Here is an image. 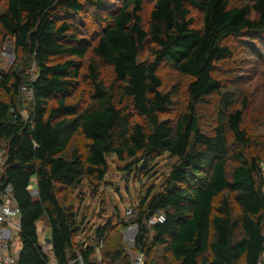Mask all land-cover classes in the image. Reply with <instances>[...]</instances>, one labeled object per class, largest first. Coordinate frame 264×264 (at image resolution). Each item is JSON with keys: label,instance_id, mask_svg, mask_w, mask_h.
I'll use <instances>...</instances> for the list:
<instances>
[{"label": "trees", "instance_id": "obj_1", "mask_svg": "<svg viewBox=\"0 0 264 264\" xmlns=\"http://www.w3.org/2000/svg\"><path fill=\"white\" fill-rule=\"evenodd\" d=\"M148 2L152 7L145 21ZM88 4L106 10V25L92 51L113 67L115 77L106 84L92 59L90 102L83 107L69 98L80 76L77 59L87 53L75 18ZM189 6L202 12L200 27ZM0 25V50L10 37L37 68L33 76L25 69L0 73V90L9 94L0 101V201L10 187L20 209L16 264H105V258L115 263L124 250H108L103 257L98 245L107 239L109 224L96 230L97 244L76 247L82 224L61 195L86 176L103 180L110 155L129 161L128 169L148 171L165 153L176 161L161 188L142 200L135 220L136 245L147 264L146 254L157 246L170 252L172 263L153 259L154 264H261L264 137L246 131L243 108L231 109L233 95L222 92L214 72L218 62L233 56L228 39L262 41L264 0H7ZM148 42L154 59L140 60ZM163 61L192 78L187 109L175 119L160 116L174 101L173 91L161 90ZM25 85L33 91L26 115L20 109ZM215 94L222 106L214 131L207 133L200 105ZM133 112L143 121L134 122ZM78 132L89 140L88 149L68 154ZM159 213L165 221L154 222L148 244L147 221ZM42 220L50 230V255L40 242Z\"/></svg>", "mask_w": 264, "mask_h": 264}, {"label": "rangeland", "instance_id": "obj_2", "mask_svg": "<svg viewBox=\"0 0 264 264\" xmlns=\"http://www.w3.org/2000/svg\"><path fill=\"white\" fill-rule=\"evenodd\" d=\"M244 0H233L239 4ZM7 6V0H0V14L4 12ZM152 3L148 2L144 10V20L147 21ZM191 14L194 17L195 26L202 25V12L189 6ZM79 25V37L87 47V53L84 59H77L80 68V76L77 79L76 89L69 98L70 102H79L81 106H87L90 102V93L92 89V80L88 76V65L92 59H95L101 70V78L106 84L114 80L115 74L113 67L106 61L99 58L93 51V45L96 43L98 35L102 32L106 23V10L98 9L91 5H86L83 13L75 18ZM4 30L0 25V38H3ZM249 37H232L226 41L232 49L233 56L230 59L220 61L216 64L215 76L222 82V92H231L233 95L231 109L244 110L243 126L253 137L260 139L264 137V37L262 41L252 39L254 44L248 43ZM152 43L148 42L140 53V60H153L154 55L150 50ZM27 70L24 73L35 75L37 71L36 64L29 61L28 56L21 50L16 49L13 40L9 37L4 41L0 50V73L6 74L12 70ZM162 78L163 92L173 91V104L170 108L164 110L160 116L162 118L175 119L186 111L188 104V84L191 77L179 73L172 64L163 61L158 70ZM9 94L3 89L0 90V101L8 100ZM29 95L21 88V99L23 106L21 112L26 115ZM220 96V95H219ZM212 95L205 99L200 105V124L207 133L214 131L217 123V116L220 109V97ZM222 106V105H221ZM23 107V108H22ZM133 121L141 122L143 118L136 112H133ZM230 140V158L231 165L236 164L232 157L236 152L232 148V136ZM89 146V140L85 138L82 132H78L73 138L68 154L73 149L78 148L85 153ZM264 157V153H262ZM176 161L168 153L159 156L148 171L142 167L128 169L129 161H121L116 155L108 156L109 172L103 180L97 181L92 176H86L82 183L77 187L68 188L62 197H67L68 204L78 213V220L81 222V231L74 239L78 249L87 244H97L95 241L96 230L100 226L109 224L107 239L103 246H100L101 255L105 257L108 250L122 248L124 255L115 263L110 262L108 258L104 259L105 264H124L131 258L141 253L136 245V237L139 233V227L135 223L138 216V210L142 200L153 189L152 193L157 192L164 183L170 172L171 166ZM4 162V150H0V170ZM264 172V163L262 164ZM1 172V171H0ZM229 195V194H227ZM221 197H217V205ZM234 208H236L234 206ZM133 210V216L129 217L128 210ZM156 217L147 221L148 244H150L153 230L151 229ZM40 242L44 251L50 255L48 240L50 230L44 220L38 223ZM98 245H101L99 242ZM19 248V247H18ZM17 248V250H18ZM150 264L153 259L159 262L169 260L172 263L170 252L163 246H157L150 255H147ZM100 258V256H99ZM101 259V258H100ZM51 264H56L54 262ZM261 264H264V254Z\"/></svg>", "mask_w": 264, "mask_h": 264}, {"label": "built area", "instance_id": "obj_3", "mask_svg": "<svg viewBox=\"0 0 264 264\" xmlns=\"http://www.w3.org/2000/svg\"><path fill=\"white\" fill-rule=\"evenodd\" d=\"M1 77V75H0ZM22 89L29 95L31 99L33 91L28 86H22ZM127 214L132 217L133 210L129 209ZM158 222L165 221V215L159 213L156 216ZM20 229V209L16 204L11 192V188L8 187L3 193L0 201V264H16L18 259L17 247L14 243L17 232L19 238ZM102 245V244H101ZM100 245V246H101ZM100 259V258H99ZM129 264H147L146 258L142 253L134 255Z\"/></svg>", "mask_w": 264, "mask_h": 264}, {"label": "crops", "instance_id": "obj_4", "mask_svg": "<svg viewBox=\"0 0 264 264\" xmlns=\"http://www.w3.org/2000/svg\"><path fill=\"white\" fill-rule=\"evenodd\" d=\"M49 234H50V233H49ZM17 235H18L17 232H15V233H14V236H16V238H15V240H14V243H15V245H16L17 248L19 247V250H20L21 243L19 242V238H18ZM48 246H49L50 249H51V245H50V243H49V240H48Z\"/></svg>", "mask_w": 264, "mask_h": 264}]
</instances>
